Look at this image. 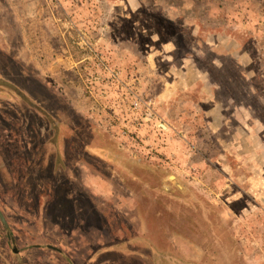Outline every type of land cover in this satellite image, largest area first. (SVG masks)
<instances>
[{"label": "rangeland", "instance_id": "1", "mask_svg": "<svg viewBox=\"0 0 264 264\" xmlns=\"http://www.w3.org/2000/svg\"><path fill=\"white\" fill-rule=\"evenodd\" d=\"M0 210V264H264V0H0Z\"/></svg>", "mask_w": 264, "mask_h": 264}, {"label": "crops", "instance_id": "2", "mask_svg": "<svg viewBox=\"0 0 264 264\" xmlns=\"http://www.w3.org/2000/svg\"><path fill=\"white\" fill-rule=\"evenodd\" d=\"M64 61H65V60L58 59L57 61H55V62L53 63L52 67L62 66V65H64V64H63ZM68 64H69V63H67V65H68Z\"/></svg>", "mask_w": 264, "mask_h": 264}, {"label": "water", "instance_id": "3", "mask_svg": "<svg viewBox=\"0 0 264 264\" xmlns=\"http://www.w3.org/2000/svg\"><path fill=\"white\" fill-rule=\"evenodd\" d=\"M0 217H1L2 221H3L4 223H6V219H5L4 215H3V213L1 212V210H0ZM6 224H7V223H6Z\"/></svg>", "mask_w": 264, "mask_h": 264}]
</instances>
